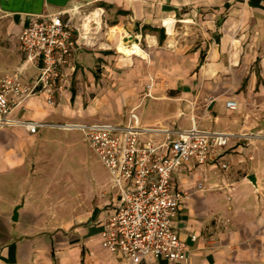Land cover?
<instances>
[{
    "label": "crops",
    "instance_id": "1",
    "mask_svg": "<svg viewBox=\"0 0 264 264\" xmlns=\"http://www.w3.org/2000/svg\"><path fill=\"white\" fill-rule=\"evenodd\" d=\"M58 11L69 18L79 44L63 69L58 94L31 95L11 116L50 123L105 120L99 108L84 105L81 93L96 90L98 73L114 74L117 98L128 112L135 111L141 127L187 128L193 117L201 128L234 132L206 163L187 160L171 176L175 189L189 192L172 220L186 243L182 256L138 264H264V138L253 146V138L264 137V0H0V75L20 69L23 81L34 78L37 71L24 63L19 34L29 15ZM165 19L173 20L169 29ZM128 36L134 42L141 37L149 60L162 67L139 71L135 57L109 51ZM135 75L146 79L143 97L140 87L125 80ZM157 76L181 80L154 82ZM100 82L106 85L104 78ZM251 98L259 109L254 118ZM228 99L237 102L234 109L225 106ZM55 128L36 133L21 126L0 128V264H135L101 245L96 221L109 208V197L103 207L73 215L62 226L33 212L28 163L44 145L54 147L44 144V137Z\"/></svg>",
    "mask_w": 264,
    "mask_h": 264
},
{
    "label": "built area",
    "instance_id": "2",
    "mask_svg": "<svg viewBox=\"0 0 264 264\" xmlns=\"http://www.w3.org/2000/svg\"><path fill=\"white\" fill-rule=\"evenodd\" d=\"M78 45L63 12L28 16L19 34V49L24 63L37 72L30 82L21 79L20 69L0 75V128L21 126L30 133L47 126L80 130L108 173L109 208H103L96 221L102 247L126 254L135 264L152 258L176 260L186 243L178 237L172 220L189 192L175 189L171 176L187 160L206 163L210 153L223 148L236 134L201 128L193 117L187 128L141 127L133 109L124 123H50L11 116L13 108L31 95L46 92L51 97L50 93L60 87L63 69ZM236 105L235 100L225 101L229 109ZM152 132L162 134V139L143 137Z\"/></svg>",
    "mask_w": 264,
    "mask_h": 264
},
{
    "label": "rangeland",
    "instance_id": "3",
    "mask_svg": "<svg viewBox=\"0 0 264 264\" xmlns=\"http://www.w3.org/2000/svg\"><path fill=\"white\" fill-rule=\"evenodd\" d=\"M117 34V29L112 27L110 35L113 37ZM123 41L131 43L134 40L128 36L123 38ZM115 42L110 45L109 51L115 55H121L117 50L119 41L116 40ZM136 42L144 50L145 55H131L135 57V60L132 61L135 62V68L139 71L147 70L153 66L157 69L161 68L162 62L158 60L151 62L149 60V54L143 39L140 37ZM98 72L100 71L98 70ZM20 74V77L24 79L23 71ZM102 78H104L108 87L101 84L100 80ZM94 79L96 90L81 93L84 105L92 104L94 107L99 108L103 112V119L105 120L108 119L111 122L124 121L129 109L117 98L121 94L115 89L114 81L117 77L114 74L102 76L98 73ZM126 79L128 84L133 82L135 87H140V97L148 92L144 77L135 75L133 78L127 76ZM82 80L84 81V79ZM175 80L180 81L181 78L154 77V82L159 81L165 84L168 81L173 82ZM98 84H100V87L97 86ZM124 91H127V87ZM136 93L138 95V89ZM55 94L58 93L54 90L50 93V96L52 97ZM126 94L128 93L125 92L124 95ZM255 99L251 98L254 112L251 115L253 118L254 115L257 116L255 112L259 111L258 108L253 107L256 106ZM57 128L47 129L45 131L47 135L44 137L46 140L44 144H55L54 147L44 145V151L38 156H32V159L29 160L27 171L28 196L34 200L33 212L37 213L39 218L47 220L46 223L52 226H62L65 219L73 215H76V218L86 216L95 208L103 207L106 198L111 194L106 184L107 171L85 141L82 132L80 130ZM251 135L254 137V133H251ZM48 138L49 140H47ZM263 138V136L253 138V146H257L258 141L256 139Z\"/></svg>",
    "mask_w": 264,
    "mask_h": 264
},
{
    "label": "bare ground",
    "instance_id": "4",
    "mask_svg": "<svg viewBox=\"0 0 264 264\" xmlns=\"http://www.w3.org/2000/svg\"><path fill=\"white\" fill-rule=\"evenodd\" d=\"M172 21L173 20L171 19H165L164 24L167 25L168 29L170 26L169 24ZM115 35L113 37H115ZM117 50L119 53H121V55L126 56V57H130L131 55H139V56L145 55V53L143 52L144 50H142V48L137 44V42H134V41H132L131 43H126L125 41L121 39L117 45Z\"/></svg>",
    "mask_w": 264,
    "mask_h": 264
},
{
    "label": "water",
    "instance_id": "5",
    "mask_svg": "<svg viewBox=\"0 0 264 264\" xmlns=\"http://www.w3.org/2000/svg\"><path fill=\"white\" fill-rule=\"evenodd\" d=\"M251 181H253V176L251 175V176H249L248 177ZM16 211H17V207L16 208H14V210H13V219H15V216H16Z\"/></svg>",
    "mask_w": 264,
    "mask_h": 264
}]
</instances>
